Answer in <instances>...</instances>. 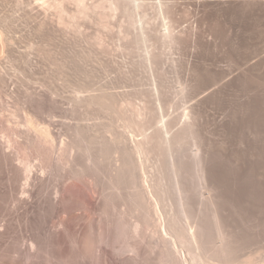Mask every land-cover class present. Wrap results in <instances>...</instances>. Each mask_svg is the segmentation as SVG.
Returning a JSON list of instances; mask_svg holds the SVG:
<instances>
[{
  "label": "rangeland",
  "instance_id": "rangeland-1",
  "mask_svg": "<svg viewBox=\"0 0 264 264\" xmlns=\"http://www.w3.org/2000/svg\"><path fill=\"white\" fill-rule=\"evenodd\" d=\"M130 1L0 0V264H192L164 256L153 193L128 202L167 159L212 263L264 264V0ZM157 127L174 145L116 192L120 147Z\"/></svg>",
  "mask_w": 264,
  "mask_h": 264
},
{
  "label": "bare ground",
  "instance_id": "bare-ground-1",
  "mask_svg": "<svg viewBox=\"0 0 264 264\" xmlns=\"http://www.w3.org/2000/svg\"><path fill=\"white\" fill-rule=\"evenodd\" d=\"M127 1L129 2L130 0H127ZM132 1L135 2L137 0H132ZM139 1H141V0H139ZM119 2H121V1H119ZM123 2H124V0H123ZM142 3L140 5L141 7L143 5ZM161 3L168 4L166 1L161 2ZM128 4H126L127 8H128V6H127ZM124 5L125 4H123V6ZM132 7H134V6H132ZM124 8H125V6H124ZM129 9H128V11H129ZM134 14H136V12ZM144 21H145V19H144ZM170 25H171V23H170ZM136 34H137V32H136ZM140 35H141V33H140ZM134 37H135V35H134ZM140 43H142V42H140ZM159 128L157 127V129H156L157 132H154L152 134L143 133V134H145L144 139L135 141V145H132L131 147H127L125 144H123L120 147V149L122 151V155H123L122 163L118 167L117 174L114 176L113 184H112V186H114V190H116V192H118L122 189L123 184L125 183V181L127 179V174H128L130 165L134 163L136 169H138L140 167V164L142 166V163L144 162L143 157H144V153L146 150H157V153H158V147H160L159 150H161V148L164 147V144L168 143L167 145H168V152H169V150H170L169 147H172V145H174V143L171 144V142L173 141L172 139H174V138L171 136H169V137L166 136V133L168 130L166 131V133H164V132H162L163 130H160L161 128L160 129ZM173 133H171L172 136H174V134L176 132L174 134ZM122 142L123 141H120V143H122ZM167 145H165V147H167ZM165 147L163 148L164 150H165ZM166 150H167V148H166ZM163 154H164V152H163ZM130 157H132L133 159H131ZM198 158H200V155L198 156ZM198 158H197V160H198ZM168 160L169 159H167V162L169 163V165L172 168L169 166L171 168V170L170 169L168 170V166L165 165V163H164V162H166L165 159H164V161L162 160L164 164L161 163L158 166V171H159L160 175H155L156 178H154V183L152 184V188H153L152 192H150V186H144V184H142V186H144V188H148V194H150V198H148V204H146V196H148V194H146V196H144V192H146V190L141 191L140 188H138V186H136V184H140V182H138V180H142V178H139L140 177L139 172L134 174V176H128V182H130V186H128V188H126V189L130 190V192H128V202H130V204H132V202H134V204H132V208H146V206H150V200H153V197L155 196L156 197L155 199H157L158 202H156V204H152V206L156 205V206H154V208H156V210H157L158 204H162L163 207L166 208L165 210L169 216L168 217V224L166 227V233H167V235H169V238H167L165 236H161L162 242L160 243V244H162V246H164V256H166V254H168V252H170V250H172V248H170V246L171 247L172 246L177 247V245L180 246V244H181L184 247H186L187 250L189 251V253L191 255L190 259L192 261V264H213L212 260H210V258H208V255L210 254V252H212V250H210V252H208L207 246L209 243V238H208L209 236L207 234L208 232H207L206 225L203 222H199L197 224L196 228L194 230H191V228L188 226L189 224H187L184 220V218L188 217V216H186V214L183 215L184 208H188V206H184L185 202L182 201V196H179V198H178V201H179V204L181 205V207L184 206V208L182 207L181 210L179 209V207L178 208L176 207L177 205L169 202V200H171L173 198V192H172V187H170L171 185L164 182V179H165L164 176H165V173H169L170 171L174 172L175 166L178 163H177V161L176 162L170 161L171 162V164H170V162ZM174 163H177V164L174 165ZM198 164H200V162H198ZM174 175H176V172H174ZM134 190H138V191L134 192ZM152 193L154 194V196H152ZM130 194H132V196H130ZM134 194H136V195L134 196ZM120 196H122V194H120ZM132 198H134V200H132ZM136 198H137V200H136ZM169 203H171V204H169ZM212 203L214 204V202H212ZM152 206H150V208H152ZM188 210H191V208H188ZM155 213L156 212H154V216H155ZM150 218H152V216H150ZM152 224H157V220H156V222H154V218H152ZM158 226H155V227L158 228ZM220 236H222V235H220ZM216 238H218V236H216ZM218 239L220 240V238H218ZM222 242H224V240H220V244H218V246H222L220 248V250L218 251V253H219V256H221L222 258H226V257H228V255L231 251V247L228 243L222 245ZM234 244H236V242H234ZM174 250H176V254H178L177 249L174 248ZM180 260H181V258H180ZM185 261H187L186 258H185ZM172 262H176V258H174V260H172ZM172 262H170V264H172ZM214 264H218V262H216V260H214Z\"/></svg>",
  "mask_w": 264,
  "mask_h": 264
}]
</instances>
